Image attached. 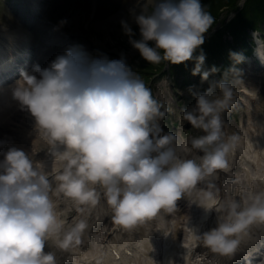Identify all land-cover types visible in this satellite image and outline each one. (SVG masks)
<instances>
[{"label": "clouds", "instance_id": "obj_1", "mask_svg": "<svg viewBox=\"0 0 264 264\" xmlns=\"http://www.w3.org/2000/svg\"><path fill=\"white\" fill-rule=\"evenodd\" d=\"M135 22L139 40L132 38L135 33L126 22L122 24L147 62L179 65L194 60L192 74L208 79L210 73L202 71L205 55L194 53L215 20L201 0H157L152 11L143 10ZM34 72L39 78L21 71L14 97L53 146L54 162H64L54 176L56 191L79 205L95 206L99 185L115 224L124 229L173 212L198 182L230 170V155L238 143L235 135L225 139L223 130L222 113L234 95L230 82L222 79L206 92L194 93L196 106L183 113L193 128L205 133L191 138V148L183 146L185 152L203 153L198 163L177 154L176 134L161 135L159 120L165 113L123 58L91 59L74 47L47 68L37 65ZM214 85L221 94L216 98ZM51 191L52 182L41 165L23 150L7 151L0 163V264H57L55 255L44 251L45 242L61 228ZM199 205L220 214L217 227L197 236L221 257L235 254L253 226H264V192L227 205L209 194ZM85 226L81 222L76 231ZM72 238L67 236L58 247L67 248Z\"/></svg>", "mask_w": 264, "mask_h": 264}, {"label": "rangeland", "instance_id": "obj_2", "mask_svg": "<svg viewBox=\"0 0 264 264\" xmlns=\"http://www.w3.org/2000/svg\"><path fill=\"white\" fill-rule=\"evenodd\" d=\"M22 1L0 0V25L7 26L10 29L19 25L26 27L20 15L21 8L25 6ZM141 2L143 10L151 12L157 0H141ZM243 2L244 0H239L238 3L243 5ZM46 3L47 17L61 25L66 33L70 34L67 44L68 50L74 47H80L82 50L85 48V51L92 52V54L86 52L91 59H99L106 56L109 60L123 58L126 63L130 62L131 58L138 54L139 51L129 42L130 37L125 34L122 24V22H126L131 27L135 33L134 37H132L133 39L140 34L135 18L141 13L135 15L132 10L135 7V0H46ZM218 4L209 2L208 6L212 9L217 8L219 11ZM221 11L222 14L218 25H224L223 20H229L234 15V12L228 14L225 9ZM260 26L258 34L263 37L261 42L264 48V22L260 23ZM36 27L37 25H33L31 30L38 41L41 42L42 29L41 27L39 29ZM227 35L228 39L231 38L229 34ZM232 41L233 38L230 39V42ZM61 52H63L61 46H55L52 49H42L40 47L34 54L33 67L29 73L36 74L39 78V74L34 72V68L37 65L41 68L49 67L51 62L55 60L52 57L61 55ZM187 65L188 67L184 69V72L186 71L187 73L181 72L174 80L176 81V86L173 85L169 76H165L155 83L153 92L154 98L160 103L161 110L165 113L163 118L170 123V126H172L173 121L177 122L183 137H199L205 134L201 129L193 128L183 118V113L185 110H192L196 106L194 93H204L214 83L222 79L225 82H230L233 91L237 94H241V83L258 89L261 98L260 113L264 117V67H260L256 62L249 65L243 59L237 67H233L225 75H222V71L218 72L217 68H215L216 71L214 72L212 71L213 67L202 69V71L210 73L207 80H202L201 75L194 76L192 72L188 74L189 71H193L195 68V61H187ZM184 80H188V87L186 88L181 85ZM214 89L215 96L213 98L219 97L221 94L218 85H214ZM180 93L184 94V96H181ZM10 102L0 111L6 117L5 120L0 119V161L5 157L9 149L16 148L23 150L29 155L34 164L42 165V162L46 161L50 155L52 145L48 142L43 130L36 126L35 119L31 113L26 108H22L15 97H12ZM235 109V117L228 123L232 136H236L239 133L241 112L245 111L244 107H236ZM17 112L18 115L13 118ZM168 131L173 133L174 130L169 129ZM182 139L181 137L180 140ZM42 170L46 173L51 172L50 167H43Z\"/></svg>", "mask_w": 264, "mask_h": 264}, {"label": "bare ground", "instance_id": "obj_3", "mask_svg": "<svg viewBox=\"0 0 264 264\" xmlns=\"http://www.w3.org/2000/svg\"><path fill=\"white\" fill-rule=\"evenodd\" d=\"M135 2V7H133L132 10L135 15H138L143 11V8L141 7L142 2L141 0H135ZM25 3L30 5V9L32 8L33 11L28 19V22H30L29 20L34 23L36 22L42 29L40 42L42 49H52L56 45L66 47L69 36L61 25L57 24L51 18L46 16V4L44 0H25ZM41 9L43 10L42 12H40ZM0 37L2 39L0 40V49H2V47L8 49L12 47L17 41L25 42L26 39L32 37V32L28 28H24L22 26H17L15 29L8 31V28L2 25L0 26ZM263 52L264 49L262 47V43L260 42L257 53L264 60ZM242 86L245 87L243 94L247 96L244 97L243 100L247 101L248 119L243 120V125L245 123L246 125H242V133L237 136L238 143L235 147L234 153L239 156L243 154V157L247 160V162L243 163V166L245 169V177L249 182V186L245 188L243 185H241L245 194L243 195L242 201L240 202H243L249 196L264 192V117L260 113L261 100L259 99L257 102L251 101L253 98H256V91L248 88L246 84H243ZM15 87L16 85H13L0 91V111L7 103L10 102L11 98L14 97ZM239 96L240 95L234 94L231 104L238 102L240 99ZM226 111L222 113V117L225 115ZM17 115L18 112L13 116V118H16ZM0 119L5 120L6 117L0 113ZM228 137L230 136H228V133L225 132V139ZM189 141V139L183 140V142L187 143V145ZM176 143L177 145L175 147L177 154L181 158L188 159L191 152H185L183 147L184 145H180L179 141ZM188 147L190 148V146ZM60 150H64L63 146H60ZM52 151L53 147L51 149V153ZM51 153L47 157L51 159L40 165L42 168L51 165L56 167V171L54 172L53 176L49 177L50 181L52 182V191L50 192V196L56 205V211L58 213L61 226V215L71 211V207L75 205L77 208H79L80 212L76 218L71 220V223L69 224L71 232L73 233L75 231V234H73V238L68 241V243L73 244L75 237H77L81 232L84 233L83 237H85L87 241L90 239V234L87 233L91 229L90 216L92 211L94 209L96 211V213L92 214L93 219L95 220L99 216V209H105L109 211L104 213L106 219L108 218L109 214L112 213V210L108 206L106 197L104 195L105 190L101 187V190L97 192L99 198L98 203L95 206L79 205L68 198L62 197V194L56 191V182L54 180V176L63 170L62 167L64 162H54V157L51 155ZM201 155H203V153L199 151L195 153V157ZM4 159L5 157L2 158L0 163H2ZM226 182L227 181L223 183L221 182L219 174L208 176L203 181H200V187L198 189H192L190 193H187V197L184 199L185 204L180 207L184 208L182 214L174 212L170 218H165L162 216L158 217V224H155L157 226V230L151 225H146L145 228H140L137 226L136 229L138 231H143L140 233L139 237H144V239L148 241L147 251H143V253L146 255L147 261L140 264H216L214 260H210V257L205 254L207 251L209 252L210 249L205 247L200 242L198 236H203L205 232L217 227L218 217L220 214L215 209L207 211L199 204L203 203L209 194L218 200L219 191L229 194V198L226 197V201L220 202L221 204L227 205L231 201H239L241 199V195L238 193L235 194L234 188L231 191V186L228 183L226 184ZM201 184L204 186L201 187ZM64 205L65 209L62 211ZM80 207L85 208L86 210L85 216L87 217V221L85 223L83 222L84 220L82 218L83 211H81ZM81 222L86 225L85 228L83 230L76 231L77 226ZM102 225L105 224L103 223ZM102 229L106 235H108L110 232L107 226H103V228L98 229L97 247H102L105 244V240H102L104 237L103 231H101ZM254 229L255 231L259 232L258 228ZM191 233H193V239L189 241ZM64 234H66V231L58 233L52 240H48L46 242L52 243L53 245H58L66 239H61ZM108 236H110L113 241H116L118 238V233L113 235H110L109 233ZM203 247L205 250L201 252ZM53 249L55 250V247H53ZM61 250L65 253L67 252L68 248H61ZM80 253L81 254L78 256L73 255L72 258L77 262L82 263L83 258L87 255L82 251H80ZM66 262L67 261L63 259L60 260V264H65Z\"/></svg>", "mask_w": 264, "mask_h": 264}, {"label": "trees", "instance_id": "obj_4", "mask_svg": "<svg viewBox=\"0 0 264 264\" xmlns=\"http://www.w3.org/2000/svg\"><path fill=\"white\" fill-rule=\"evenodd\" d=\"M209 2H213V4L219 3L217 5L219 11L217 8H209ZM238 2L239 0H201V3L215 20L212 27L204 34V44L194 53L195 56H199L202 51L205 55L206 59L203 68L212 66L220 70H229L228 62L233 57L231 54L240 49L247 53L252 51L249 30L261 28L260 23L264 22V0H244L243 5H240ZM224 9L228 11V14L235 12V15L229 20L224 19V25L217 26L222 14L220 10ZM214 11H216L215 14ZM216 26L217 28H215ZM206 34H209V36L206 37ZM227 34L232 36V42L227 38ZM139 39H141V35ZM149 44L152 46L150 42ZM137 58L138 61H135V68L142 75L141 79L145 85L151 80L152 75L161 71L165 65V62L150 64L140 53L137 55ZM186 67H188L187 62L172 65L171 72L173 76L178 77L181 72L186 74V71L184 72ZM181 85L187 87L188 80H184Z\"/></svg>", "mask_w": 264, "mask_h": 264}]
</instances>
